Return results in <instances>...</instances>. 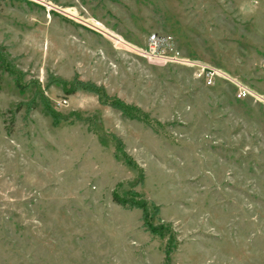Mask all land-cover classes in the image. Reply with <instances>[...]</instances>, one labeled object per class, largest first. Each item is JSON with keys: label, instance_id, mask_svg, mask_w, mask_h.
I'll return each instance as SVG.
<instances>
[{"label": "rangeland", "instance_id": "rangeland-1", "mask_svg": "<svg viewBox=\"0 0 264 264\" xmlns=\"http://www.w3.org/2000/svg\"><path fill=\"white\" fill-rule=\"evenodd\" d=\"M153 34L264 102V0H0V264H264V103Z\"/></svg>", "mask_w": 264, "mask_h": 264}, {"label": "built area", "instance_id": "built-area-1", "mask_svg": "<svg viewBox=\"0 0 264 264\" xmlns=\"http://www.w3.org/2000/svg\"><path fill=\"white\" fill-rule=\"evenodd\" d=\"M144 54L162 60L165 63L180 65L193 71V76L202 81L205 86L212 87L220 79L227 80L231 83L234 81L229 76L218 69L212 68L202 62L190 60L186 58L178 51H175L170 39L153 34L149 37L148 48ZM237 87L236 99L244 100L247 98H254L257 101L263 102L257 96L258 93L251 91L249 88L233 83ZM262 97V96H261ZM264 103V102H263ZM63 104H66L63 101Z\"/></svg>", "mask_w": 264, "mask_h": 264}, {"label": "trees", "instance_id": "trees-1", "mask_svg": "<svg viewBox=\"0 0 264 264\" xmlns=\"http://www.w3.org/2000/svg\"><path fill=\"white\" fill-rule=\"evenodd\" d=\"M97 96H98V93L96 92L95 93ZM99 98V100H100V97H98ZM104 105H105V103H103ZM106 105H108L109 107H111L112 109H114V110H117V111H119L120 112V114L122 115V116H124V117H126V118H129V119H131V120H138V119H135L134 117H131L130 115H128V114H126V112H127V109H129L130 107H127V106H123V105H121L120 103H119V105H118V103H117V105H115L114 103H111V102H107L106 103ZM125 110H126V112H125ZM131 110H132V108H131ZM121 151V152H120ZM120 152V153H119ZM114 154H115V156L118 158L119 157V155H121L122 156V158L124 159V160H126V162H128V164H129V162H133L132 161V159L130 158V156H128L125 152H124V145H123V143L121 142V141H115V152H114ZM127 165V164H126ZM130 197V199L132 198L133 199V197L132 196H129ZM129 197H126V198H123V197H121V196H118V195H113V197H112V200H113V202L115 203V204H117V205H119L120 207H122L123 209H139V210H141V212H142V221L144 222L145 221V219H146V217L148 216V211H147V208H146V206H145V203H139V202H135L133 205H129L128 204V199H129ZM153 207V206H152ZM160 229H164V225H160ZM156 230V229H155ZM155 230H153L152 231V229H150L149 231H150V233L151 234H153V235H156V231ZM157 232H159V231H157ZM160 236H163V235H161V234H159ZM168 254H169V251H168V249L165 251V259H167V256H168Z\"/></svg>", "mask_w": 264, "mask_h": 264}]
</instances>
